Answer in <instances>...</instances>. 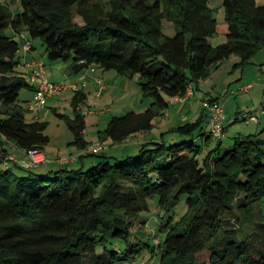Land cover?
Segmentation results:
<instances>
[{"label": "trees", "instance_id": "obj_1", "mask_svg": "<svg viewBox=\"0 0 264 264\" xmlns=\"http://www.w3.org/2000/svg\"><path fill=\"white\" fill-rule=\"evenodd\" d=\"M223 7L227 40L213 45L218 21L209 0H19L15 12L0 0V264H116L145 247L159 255L155 264H206L204 250L208 264H264V222L257 223L259 213L264 217V130L224 147V136L213 138L205 125L206 108L134 154L81 155L96 158L88 168L60 161L45 171L14 161L1 166L8 145L44 152L50 141L47 121H28L19 101L35 85L21 67L17 34L41 38L47 59L70 62L76 75L95 65L137 76L148 107L115 115L98 131L100 141L118 144L153 129L170 98L185 96L232 55L244 67L264 49V4L223 0ZM164 20L174 35L164 33ZM85 99L77 89L76 117L67 119L80 149L90 144ZM171 132L188 139H166ZM183 195L187 213L160 224L153 245L141 230L132 242V218L150 210V199L170 212Z\"/></svg>", "mask_w": 264, "mask_h": 264}, {"label": "rangeland", "instance_id": "obj_2", "mask_svg": "<svg viewBox=\"0 0 264 264\" xmlns=\"http://www.w3.org/2000/svg\"><path fill=\"white\" fill-rule=\"evenodd\" d=\"M256 2L258 5L264 4V0H256ZM209 6L212 9L213 14L217 18V21H218L217 32L212 37L211 42L213 45H218L227 40V33L229 30L228 23L226 20L225 9L223 7V0H209ZM77 21L81 22V18L78 17ZM163 31L165 34L169 36H172L176 33L175 27L172 25L170 21H167V20H164L163 22ZM33 41L35 42L34 44L37 47L40 48L42 46L41 38H36ZM43 52L45 53V47L43 48ZM262 54L264 53H260L254 58L255 63H252V64L250 63L249 65L246 66V68L244 69V73H243L242 83L240 82L241 80L239 79L240 75H242L241 74L242 67L238 69L235 66V62H236L235 60H239L240 57L234 54L232 55V57L234 56L235 59H231L229 61L227 60L223 64L218 65V67L219 66H222V67L216 70L215 75L213 77L214 81H213L212 87H209V84L205 85L204 83H201L202 84L201 87H197V83L195 85L197 95L193 96V100L195 99L196 100L195 102H197V104L200 101V97L201 96L203 97L204 95L208 93L209 91L208 89H210L211 91L210 94L213 97L214 95L223 94L222 96L224 99V109L225 111L229 110L230 112V114H228V120L226 121V130H225L224 138H223L224 147L232 145L235 141L236 136H246L248 134L258 133L259 131L264 129V126H258L256 125L255 122H252L248 128V123L246 122V119H244L246 114L244 115V113L242 112H237L238 103H241L243 105H246L248 103V105H250L251 108H254L256 103L258 102L260 103L259 95L257 92H259L262 86H264V71H263L264 70V55ZM58 62H62V61H58ZM234 69H238L236 74L233 71ZM26 75L29 77L28 73ZM226 77H227V80H226ZM218 78H222V81L216 85ZM133 83L135 86H137V94H138V100H137V106H136L137 108L135 109H131V108L127 109L128 104L132 98L131 93L130 94L127 93L128 94L127 96L125 92L122 93L121 91L120 96H117L116 101L113 102L112 108L109 109L110 111L109 110L107 111V108L109 105H111V100H112L109 93H105V97L107 100L106 102L96 98L95 95H93V98H95L97 102L94 104L95 106L93 105L89 108L93 110L94 112L102 111V110H103L102 112H107L105 114H102V113L91 114L87 118L88 119V129L89 131H93L96 133V134H93L94 137L97 138L96 140L99 139L98 137L99 129L105 128L107 123L113 116L123 115L128 111H142V109H145L144 108L145 105L148 106V104H150L149 100L142 99L141 86L139 85V82L133 80ZM248 83L253 84V88L250 91L248 92L241 91L239 95L237 96L232 95L229 99H227V95L229 94L230 87H232V89H230V93H231L233 90L234 91L237 90L238 87H240L241 85H246ZM255 92L256 94L253 96ZM75 93H76V90L72 89L66 92L65 91L61 92L60 95L53 96L52 97L53 99L51 100L48 99L47 104L45 106L46 108L44 107L45 109L43 108L41 109L42 111H39L37 113L31 112L29 109L30 104H31V98L34 95L33 90L31 88H25L24 90H22L20 94L19 101H20L21 106H23L26 111V119L28 121L40 119L43 121H47L48 123L47 134L50 136V141L45 146V149H44L46 153L48 154L52 153L54 155L69 156L70 149L76 146L75 143H73V140H71V139H74V133L69 128V125L67 123V119L69 118L73 119L76 117V110L73 104V101H74L73 97ZM132 93L133 95L135 93L134 87H133ZM70 97H71V100H70ZM253 100L255 102H253ZM226 105H228L227 107L228 110L226 109ZM114 106H117L116 107L117 110L113 109ZM84 108L88 110L87 106L86 107L84 106ZM249 109L247 111H249ZM199 113H200L199 110L196 111L195 114H193L187 121H194L199 116ZM225 114H227V112ZM163 115L164 114L156 117L155 119H160ZM159 130L160 128L157 127L156 122H155V125L153 129H151V131L156 132ZM68 132H70L69 133L70 138H69ZM171 133L172 134L170 133L167 134V139H171L175 137V140L177 142L188 139V137L186 136L182 137L181 135H178L177 133H173V132ZM158 135H160L159 132H158ZM69 139L71 142L68 143ZM170 141H173V140H170ZM218 143L219 141L214 140L211 143V147H216ZM124 144H127V143H124ZM124 144H120V146H125ZM114 149L111 150V146L110 147L107 146V150H105L106 151L105 153H107L108 155H112L114 152H116ZM130 151L131 150L128 147H126V149L122 148L119 150V153H120L119 155H123V157L128 156L131 154ZM112 156L120 158V156H115V155H112ZM85 159H86L85 160L86 162L92 161V164L87 163L86 168L96 163L95 157H87ZM60 161L62 163L67 162L66 160H60ZM81 165H82V162H79V164H75L74 167L78 168V166H81ZM36 171H40V170H36ZM14 172L18 175L29 174L28 170L20 169L18 167H14ZM149 203H150V210L144 211L141 214H139L140 217L132 218V222H133L132 231L134 234L132 242H134L135 238L138 236L137 231L141 230L143 232L139 237H142L144 242H149L150 244L153 245L154 243L152 239L153 238L152 233H154L155 231H156L155 232L156 234L158 233L157 231H158L160 224L165 223L170 218L179 219L181 216L186 214L188 211L186 195H183L181 197L178 204L170 212H166L160 209V207L157 204V197L150 199ZM259 216L260 217L257 223L261 224L262 222H264V217L261 215V213H259ZM257 227L258 226H256L255 228ZM150 233H151V236H150ZM156 236L163 238V235L160 233ZM158 240L159 238L155 239L156 243ZM109 246L111 247V244ZM120 246L122 248L125 247L123 244H120ZM102 250H103L102 247L98 248L99 252ZM209 255H210V252L208 250H204L200 254V261L208 264ZM158 256L159 255H154L152 247H145L141 253L130 255L127 259L123 261H118L116 264H155L158 262V258H159Z\"/></svg>", "mask_w": 264, "mask_h": 264}, {"label": "crops", "instance_id": "obj_3", "mask_svg": "<svg viewBox=\"0 0 264 264\" xmlns=\"http://www.w3.org/2000/svg\"><path fill=\"white\" fill-rule=\"evenodd\" d=\"M1 1L6 2V3H10L12 9L14 7V9H13L14 12L17 11V9L19 8V0H1ZM28 36L29 35L27 33L23 32L22 34H17L16 38L18 39V41L20 43H22V42H25L26 39L29 38ZM32 43H33L34 47L29 52H27V53L22 52V51L20 52V55H21L23 60H27V61H29V60H40V61H43L45 64V67L47 69L46 74L51 81L67 84V89L64 90L65 92L72 90V89H75V90L80 89L86 93L85 102L82 104V107H81L82 112L86 116V129L84 130V135H85L86 139L90 142V144L101 142L104 146V149L102 150V152L106 155H108L107 153H105L106 152L105 150H107V146L108 147L111 146V150L116 148V149H114L116 152H114L112 154L115 156L123 157V155H119L120 154L119 150L122 148L126 149V147H128L131 150L130 151L131 154L136 153L138 151V148L141 146L142 143L147 142L149 140H153V139L154 140L160 139L164 132L169 131L171 128L177 126L178 124L186 122L187 120H189V118L193 114H195L196 111L199 110V112H200L199 116H200L202 114V112L204 111V107H203L202 102L205 99V96L213 97L210 94L211 93L210 89H208L209 90L208 93L206 95H204L203 97L201 96L200 101L197 104V102H195L196 100L195 99L193 100V96L197 95L195 85H193V94L191 96H189L187 98V100L180 101V100H178V97L169 99L170 100V106L167 110L164 111V113H163L164 115L160 119L154 120V125L156 122L157 127L160 128L159 131L152 132L150 130L147 132L136 133V134L130 136L124 142L118 143V144H114L113 141L109 140V139L106 140L105 142H102V141H100V139L96 140L97 138H95L93 135L96 133L93 131H89V129H88V119L87 118L89 115L95 114V113L96 114L97 113H102V114L107 113V112H102L103 110L94 112L93 110H91L89 108L97 102V100L95 98H93V95H95L96 98L106 102L107 100L105 97V93L110 94V97L112 98V100H111V105H109V106L107 105L108 106L107 111H108L110 108H112L113 102L116 101L117 96H120L121 91H122V93L125 92V94L131 93L132 98L128 104L127 109L128 108L135 109V108H137L136 106H137L138 94H137V86L134 85L133 80L138 82L137 76H135L133 79H127L124 76L120 75L115 70L104 71L103 69H101L95 65L87 68L82 74L76 75V74L71 72V63L70 62H63V61L62 62H58V61L53 62V61H50L47 59L46 53L43 52V48H44L43 45L39 48L34 44L35 42L33 40H32ZM260 53H264V49H262L258 53V55ZM262 55H264V54H262ZM231 59H235L234 56L233 57L231 56L229 59H226L225 61H227V60L229 61ZM225 61H223L221 64H223ZM235 61H236L235 62V65H236L241 61V58L239 60H235ZM252 63H255L254 59L251 62V64ZM247 65H249V64H247ZM247 65H245L241 69L242 75H240V77H239V79L241 80L240 81L241 83L243 82L242 81L243 80V73H244V69L246 68ZM48 67H49V69H48ZM221 67L222 66H219L218 68L213 69L211 76L208 77L207 79L201 80L199 82V84L197 85V87H201V85H202L201 83H204L205 85L209 84V87H212V84L214 81L213 77L215 75V72H216V70L220 69ZM240 67L241 66H238L237 68L239 69ZM238 69L233 70L235 74L237 73ZM261 69H262V67H261ZM233 71H231V72H233ZM226 80H227V77H226ZM221 81H222V78H218L216 85L218 83H220ZM133 87L135 89L134 95L132 93ZM252 88H253V86H252ZM252 88H250L248 91H250ZM230 89H232V87H230ZM230 89H229V94L227 95V99H229L232 96V94L230 93ZM64 91H62V92H64ZM257 93L259 95L260 103L259 102L256 103L254 108H251V106L248 105V103L246 105L238 103L237 112H242V113H244V115L249 114V115H254L257 117V121L256 120H250V121L246 120V122L248 123V128L252 122H255L256 125H258V126H264V86H262L260 91ZM33 94H34V91H33ZM255 94H256V92L253 94V96ZM222 95L223 94L214 95L213 98H217L224 103V99H223ZM127 96H128V94H127ZM52 97H50L49 99L50 100L53 99ZM32 99H33V97L31 98V101H32ZM70 100H71V97H70ZM254 100H253V102H255ZM228 101H227V103H228ZM84 106L85 107L87 106L88 110H86V108H84ZM145 106H144V108L146 109L148 106H146V107ZM116 107L117 106H114L113 109L117 110ZM227 107H228V105H226V109H227ZM249 108H251V109H249ZM145 109H142V111H144ZM248 109H249V111H247ZM40 111H42V110H40ZM226 112H227L226 117L228 120V114H230V112H229V110L225 111V113ZM108 123H107V125H108ZM107 125H106V127H107ZM205 125L209 129L210 124L206 123ZM105 128H103V129H105ZM103 129H99V130H103ZM158 132L160 133V135H158ZM69 133L70 132H68V134ZM69 138H70V134H69ZM165 138L167 139V135L165 136ZM71 140H74V139H71ZM93 140H95V141H93ZM213 141L214 140H212V142ZM69 142H71L70 139L68 140V143ZM124 143H127V144H124ZM120 144H124L125 146H120ZM8 149H9V154L11 156H15L17 158H23L25 155V151L19 149L15 145H11V144L8 145ZM84 151H85V149H80V148L74 146L72 149H70V155L69 156H61V155H54L52 153L48 154L44 150V153L46 154L49 162L44 164L43 166L34 167V170L45 171L51 167H58L60 160H66L67 161L66 163H69L71 166H74L75 164H79V162H82V165L84 164L85 166L87 165V163L92 164V161L86 162L85 158L84 159L81 158V155L84 154ZM60 163H62V162L60 161Z\"/></svg>", "mask_w": 264, "mask_h": 264}, {"label": "built area", "instance_id": "obj_4", "mask_svg": "<svg viewBox=\"0 0 264 264\" xmlns=\"http://www.w3.org/2000/svg\"><path fill=\"white\" fill-rule=\"evenodd\" d=\"M26 38V37H25ZM33 43L30 39H26L25 42L20 44V51L29 52L33 47ZM22 68L29 74L30 80L35 85L33 99L30 104V111L37 113L43 109L50 97L60 95L62 91L67 89V84L51 81L46 74V67L43 61L40 60H22ZM84 77V76H83ZM82 77V78H83ZM253 84L248 83L241 85L237 90L231 92L232 95L237 96L241 91L246 92L252 88ZM193 94V89H189L187 94L183 97H179L178 100L185 101L189 96ZM203 107L209 112V132L213 138L217 139L224 136L226 130L227 117L225 114L224 103L219 99H215L211 96H206L202 102ZM247 121L256 120L254 115L246 114L244 117ZM104 149L101 142L90 144L86 147L84 154H93L100 152ZM10 161L21 163L27 167L38 166L49 162L46 154L38 150L25 151L23 158H17L9 155L2 167L9 164Z\"/></svg>", "mask_w": 264, "mask_h": 264}]
</instances>
